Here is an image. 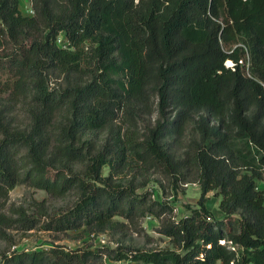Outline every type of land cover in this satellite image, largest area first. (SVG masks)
I'll return each instance as SVG.
<instances>
[{
  "label": "trees",
  "instance_id": "trees-1",
  "mask_svg": "<svg viewBox=\"0 0 264 264\" xmlns=\"http://www.w3.org/2000/svg\"><path fill=\"white\" fill-rule=\"evenodd\" d=\"M30 3L26 15L0 0V238L41 217L47 230L98 232L152 214L176 247L53 243L4 251L0 264H264V0ZM132 162L196 178L197 206L175 218L118 176ZM18 183L70 203L11 202Z\"/></svg>",
  "mask_w": 264,
  "mask_h": 264
},
{
  "label": "rangeland",
  "instance_id": "rangeland-1",
  "mask_svg": "<svg viewBox=\"0 0 264 264\" xmlns=\"http://www.w3.org/2000/svg\"><path fill=\"white\" fill-rule=\"evenodd\" d=\"M28 2L19 0V6L27 14L25 10ZM57 39L59 45L67 44L64 32L60 31ZM9 46V45H8ZM7 46V49H8ZM1 51V47H0ZM227 63V62H226ZM232 64V63H231ZM230 64V65H231ZM154 114L142 115L138 124L146 125ZM117 125L123 127L127 122L123 121L121 113L115 121ZM106 136V133H101L100 138ZM109 165L102 167V173L108 174ZM118 176L121 179H133L134 183H138L137 192L149 191L154 199L166 200L172 206V214L175 218H179L190 212V207L197 206V201L200 196V184L198 180L191 177L185 181L180 176H174L166 173L163 170L154 167L143 169L138 164L132 162L131 166H127L121 171ZM141 183H144L141 185ZM257 188L264 192V180L257 179ZM30 195L40 200L47 198L48 211H61L63 207L68 205L70 199H54L41 188L30 187L24 183H18L9 190V201L16 203H24L27 205L30 202ZM206 205L217 218L223 217L224 213L219 207L221 195L217 189H211L207 193ZM33 208L30 207L31 212ZM120 221H124V225H115L103 231L93 232L88 231L83 227L67 230H47L41 228L44 218L41 217L37 225L28 230L9 229L8 238H0V258L5 251L9 252L12 249L31 250L41 247L51 246L53 243L63 244L68 248H76L78 246H98L109 245L110 247L119 246L123 251L135 248H158L169 247L175 248L171 238L158 231L160 227V218L154 215H146L144 217H135L134 221H128L121 215L114 217ZM104 264H136L129 259L114 260L107 256L104 257Z\"/></svg>",
  "mask_w": 264,
  "mask_h": 264
},
{
  "label": "built area",
  "instance_id": "built-area-1",
  "mask_svg": "<svg viewBox=\"0 0 264 264\" xmlns=\"http://www.w3.org/2000/svg\"><path fill=\"white\" fill-rule=\"evenodd\" d=\"M27 2H28V4H27V7H26V9L25 10H27L28 11V13L27 14H29V15H32L33 13H34V10H33V8H32V6H31V3H30V0H26ZM21 9V8H20ZM21 11L24 13V14H26L22 9H21ZM57 40V43H58V41H59V39H56ZM59 44V43H58ZM66 44H64L63 46H65ZM62 46V45H61ZM263 83V85H264V82H262Z\"/></svg>",
  "mask_w": 264,
  "mask_h": 264
},
{
  "label": "crops",
  "instance_id": "crops-1",
  "mask_svg": "<svg viewBox=\"0 0 264 264\" xmlns=\"http://www.w3.org/2000/svg\"><path fill=\"white\" fill-rule=\"evenodd\" d=\"M21 8V7H20ZM133 262H135L136 264H141V263H139V262H137V261H133Z\"/></svg>",
  "mask_w": 264,
  "mask_h": 264
},
{
  "label": "bare ground",
  "instance_id": "bare-ground-1",
  "mask_svg": "<svg viewBox=\"0 0 264 264\" xmlns=\"http://www.w3.org/2000/svg\"><path fill=\"white\" fill-rule=\"evenodd\" d=\"M231 63L230 61L227 62V64Z\"/></svg>",
  "mask_w": 264,
  "mask_h": 264
},
{
  "label": "water",
  "instance_id": "water-1",
  "mask_svg": "<svg viewBox=\"0 0 264 264\" xmlns=\"http://www.w3.org/2000/svg\"><path fill=\"white\" fill-rule=\"evenodd\" d=\"M231 63H232V61H231ZM231 63H229V64H231Z\"/></svg>",
  "mask_w": 264,
  "mask_h": 264
}]
</instances>
